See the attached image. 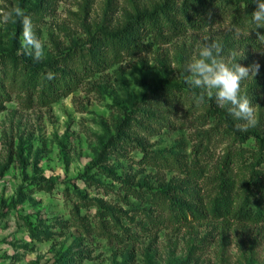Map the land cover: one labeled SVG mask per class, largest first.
I'll return each mask as SVG.
<instances>
[{
  "label": "rangeland",
  "instance_id": "374dc122",
  "mask_svg": "<svg viewBox=\"0 0 264 264\" xmlns=\"http://www.w3.org/2000/svg\"><path fill=\"white\" fill-rule=\"evenodd\" d=\"M167 2L181 7L186 0H0V55L34 59L23 47L16 10L30 18L32 35L41 42L42 57L34 60L48 61L75 48L70 65H77L87 58L95 35L118 31ZM237 10L226 8L202 28L192 27L182 11L163 14L165 38L134 55L110 47L119 61L57 101L42 102L38 92H28L5 60L0 66V264H264V222L209 216H189L186 222L174 217L166 198L209 203L220 190L223 171L237 176L236 194H245L246 164L237 158L230 169L227 161L237 149L244 150L248 164L260 152L264 49L250 42V15ZM205 42L218 43V58L225 62L260 65L255 76L241 82L254 111V126L247 131L214 100L200 102V89L185 83L186 67ZM189 169L201 172L193 175ZM260 184L264 188V180ZM258 197L264 205V196ZM27 221L53 234L34 239Z\"/></svg>",
  "mask_w": 264,
  "mask_h": 264
},
{
  "label": "trees",
  "instance_id": "16d2710c",
  "mask_svg": "<svg viewBox=\"0 0 264 264\" xmlns=\"http://www.w3.org/2000/svg\"><path fill=\"white\" fill-rule=\"evenodd\" d=\"M233 3L239 12L244 9L246 14L251 15L256 10V4L252 0H244V3L237 4L234 0H186L181 7L167 2L151 13H143L131 18L118 31H101L95 35L90 41L91 46L88 48L87 58L85 57L77 65H70V61L78 54L75 48H70L56 58L41 62L25 55L7 54L3 56L1 54L0 66L2 64L7 65L8 61L5 60H9L14 78L22 76L28 92H38L42 102L57 101L61 97L76 91L86 79L95 73L105 70L119 61V54L111 57L110 47L116 46L134 55L138 51L151 49L157 42H160L161 38H165L163 30L166 22L160 20L163 18V14L166 13L170 16L182 11L192 27L202 28L216 22L223 10L232 5L235 6ZM165 20L169 21L170 18ZM235 20H238L240 24L241 17L237 16ZM173 26L177 27L178 23ZM257 31L264 33V28L252 30L249 39L254 47H257ZM214 112L224 114V111L219 109H215ZM145 158L146 156L142 160L146 161ZM237 158L240 163L246 164L243 170L250 172V178L242 183L246 187L243 196L236 194L240 183L237 176L228 174V171H223L219 177L220 190L209 203H203L202 200L197 203H187L174 195L167 194L166 198L170 203V208L174 211V217L186 222L189 221V216H192L193 220H200L209 216L215 220H225L232 223L258 224L264 222V205L258 197L260 193L264 196V188L260 184L264 180V170L259 168L260 165L264 164V138L261 140L260 152L255 161L248 164L244 150L237 149L228 154L227 163L230 164V169L233 164H236ZM104 171L115 176L114 172L112 173L110 170ZM189 172L198 175L201 171L189 169ZM27 225L31 237L34 239L50 238L53 234L37 229L30 221H27Z\"/></svg>",
  "mask_w": 264,
  "mask_h": 264
},
{
  "label": "clouds",
  "instance_id": "9594fccd",
  "mask_svg": "<svg viewBox=\"0 0 264 264\" xmlns=\"http://www.w3.org/2000/svg\"><path fill=\"white\" fill-rule=\"evenodd\" d=\"M256 4V10L250 15L253 29L264 28V0H252ZM15 15L21 17L23 47L31 50L29 54L39 60L42 57V45L32 35L30 18L19 10ZM9 15L4 16L7 21ZM252 29V30H253ZM239 35V29L236 30ZM257 50L264 49V33L257 31ZM220 45L216 42H205L200 45L198 54L188 63L185 70V83L194 89H200L199 101L214 100L222 109H227L231 116L239 121L238 129L247 131L254 126V111L251 99L242 94L241 82L255 76L259 72L260 65L242 66L237 61L225 62L218 58Z\"/></svg>",
  "mask_w": 264,
  "mask_h": 264
}]
</instances>
